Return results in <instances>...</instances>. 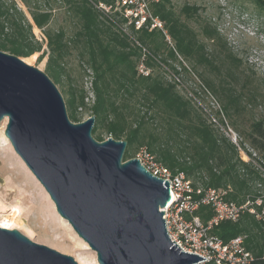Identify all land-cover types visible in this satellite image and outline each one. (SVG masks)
I'll list each match as a JSON object with an SVG mask.
<instances>
[{
	"label": "trees",
	"instance_id": "trees-1",
	"mask_svg": "<svg viewBox=\"0 0 264 264\" xmlns=\"http://www.w3.org/2000/svg\"><path fill=\"white\" fill-rule=\"evenodd\" d=\"M20 1L32 23L15 0H0V50L29 63L34 58L32 54L40 50L32 29L41 30L48 49L45 73L55 85L64 86V102L71 121H79L77 109L85 106V90L74 85L65 70L64 62L75 50L79 61L93 75L94 99L90 111L95 117L92 133L96 139L103 140L102 131L116 140L125 139L126 159L145 146L167 168L179 169L188 177L198 176L204 185L226 190L228 201L238 206L250 202L247 208L260 213L264 194L251 192L256 183L264 186V179L251 166L252 153L242 143L233 146L218 137L216 129L205 122L192 100L181 94L178 83L167 80L160 67L143 53L144 48L159 50L166 46L163 29L121 27L109 13L94 5L98 2L109 4L110 0H93V3L89 0H51L52 3L46 0L47 6L43 8L31 6L29 0ZM253 1L264 9V0ZM57 2L64 5L68 29L50 25L53 4ZM165 5L156 4L155 13L165 20L178 52L183 53V25ZM143 54L147 57V66L152 67L147 76L138 72ZM169 54L174 56L171 50ZM196 62L212 65L207 58ZM206 85L210 89L212 81L207 80ZM245 135L248 147L264 155V116L251 122ZM171 141L182 147L173 149L167 145ZM241 151L251 159L243 161ZM257 198L261 199L260 205L255 202ZM196 214L206 222L212 211L209 207H201ZM211 232L224 241L243 236L244 246L252 254L249 264H264V222L255 214L243 210L237 221H222Z\"/></svg>",
	"mask_w": 264,
	"mask_h": 264
},
{
	"label": "water",
	"instance_id": "water-1",
	"mask_svg": "<svg viewBox=\"0 0 264 264\" xmlns=\"http://www.w3.org/2000/svg\"><path fill=\"white\" fill-rule=\"evenodd\" d=\"M13 151L98 264H200L171 242L162 210L169 182L138 158L123 161L125 139L97 141L95 117L73 123L48 75L0 50V123ZM0 264H79L17 229L0 227Z\"/></svg>",
	"mask_w": 264,
	"mask_h": 264
},
{
	"label": "rangeland",
	"instance_id": "rangeland-1",
	"mask_svg": "<svg viewBox=\"0 0 264 264\" xmlns=\"http://www.w3.org/2000/svg\"><path fill=\"white\" fill-rule=\"evenodd\" d=\"M15 1L32 23L26 7L20 0ZM47 1L52 3L51 0ZM29 2L31 6H47L46 0ZM158 3L166 4V10H172L179 17L183 25V53L178 52L176 41L169 35L165 20L155 13ZM112 5V12L123 17L122 6L115 3ZM53 7L50 25L68 29L64 5L57 2ZM148 9L150 15L161 24L166 46L159 50L144 48L142 51L160 67L167 80L178 83L181 94L192 100L193 106L201 113L205 122L216 129L218 137L233 146L242 143L252 153L251 159L241 151V159H251L253 170L264 179V155L254 153L245 140V133L249 131L251 122L264 116V9L253 0H156L149 3ZM127 25L128 23L123 24L124 27H128ZM32 32L40 43V50L32 54L34 58L29 64L46 72V42L41 30L33 27ZM170 50L174 56H170ZM200 58L211 60L212 65L196 62ZM140 60L152 72V67L147 66V57L143 58L142 55ZM64 64L71 82L85 90V106L77 109L79 121H72L82 122L91 115L90 108L94 99L91 89L93 75L79 61L75 50L70 52ZM207 80L212 81L210 89L206 85ZM56 87L64 99V86L56 84ZM141 111L144 112L145 109L142 108ZM5 126L6 120H3L0 123V215L14 219L16 227L13 229L19 230L38 244L71 255L78 263L79 258L89 264L97 263L95 253L90 248L84 249L80 244L82 239L58 215L46 191L13 151L4 136ZM92 136L96 139L93 133ZM2 137L6 139L7 145ZM101 137L103 140H96L104 141L111 135L102 131ZM167 145L176 150L182 147L175 146L173 141ZM142 148L146 149L145 146L138 148L131 153V158ZM151 154L160 161L155 154ZM122 160H128L125 152ZM167 169L171 173L181 171ZM188 178L194 186L206 187L198 176ZM252 191L251 193L263 195L264 186L256 183Z\"/></svg>",
	"mask_w": 264,
	"mask_h": 264
},
{
	"label": "built area",
	"instance_id": "built-area-1",
	"mask_svg": "<svg viewBox=\"0 0 264 264\" xmlns=\"http://www.w3.org/2000/svg\"><path fill=\"white\" fill-rule=\"evenodd\" d=\"M89 1L93 3V0ZM110 1L109 4L98 2L94 5L109 13L121 27H124V23H128L127 26L132 25L135 29L141 27L148 28L149 31L154 28L162 29L160 22L150 15L148 9L149 3L156 2V0ZM112 3L122 6L121 15L123 17H118L116 13L112 12ZM124 28L127 29V27ZM138 72L143 76H147L150 72L145 64L141 63V60ZM135 158H138L150 173L169 182L174 198L162 210H164L163 218L171 242L174 241L183 251L206 258L200 263H250L252 254L245 248L243 236L238 235L224 241L213 234L211 230L222 221H237L243 210L255 214L257 219L264 222V207L260 213H255L253 208H247L251 204L250 202L238 206L228 201L226 199L227 191L222 188L196 187L185 173L182 171L171 173L147 149L142 148ZM255 202L260 205L261 199L257 198ZM201 207H209L212 211V216L206 222H203L196 214Z\"/></svg>",
	"mask_w": 264,
	"mask_h": 264
},
{
	"label": "bare ground",
	"instance_id": "bare-ground-1",
	"mask_svg": "<svg viewBox=\"0 0 264 264\" xmlns=\"http://www.w3.org/2000/svg\"><path fill=\"white\" fill-rule=\"evenodd\" d=\"M27 62V61H26ZM28 63V62H27ZM2 140L4 142L5 145H7L8 143L6 142V139L4 137H2ZM6 147V146H5ZM39 189V188H38ZM1 216V215H0ZM14 219L12 218H6V217H0V227L6 228V229H13L16 226L14 225ZM73 234V233H72ZM80 244L84 247V249L89 250V247L87 246V244L84 241L80 240ZM79 263L81 264H89L86 261H83L82 259L79 258ZM97 264V263H94Z\"/></svg>",
	"mask_w": 264,
	"mask_h": 264
}]
</instances>
